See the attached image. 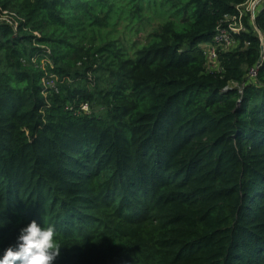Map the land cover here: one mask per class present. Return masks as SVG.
I'll list each match as a JSON object with an SVG mask.
<instances>
[{
	"label": "trees",
	"instance_id": "1",
	"mask_svg": "<svg viewBox=\"0 0 264 264\" xmlns=\"http://www.w3.org/2000/svg\"><path fill=\"white\" fill-rule=\"evenodd\" d=\"M144 1L169 15L129 55L85 33L116 0H0L21 18L0 20V253L35 219L56 264H264V53L246 77L261 42L242 32L223 76L199 47L246 0L121 8L141 19ZM255 22L264 35V9Z\"/></svg>",
	"mask_w": 264,
	"mask_h": 264
},
{
	"label": "built area",
	"instance_id": "2",
	"mask_svg": "<svg viewBox=\"0 0 264 264\" xmlns=\"http://www.w3.org/2000/svg\"><path fill=\"white\" fill-rule=\"evenodd\" d=\"M235 11L230 14H226L218 22L215 31L210 40L201 42L199 47L205 57V72L218 74L223 76L225 72V67L223 65L220 53L233 50L237 48L240 44L238 36L242 32H247L251 27L254 33L257 35L261 42V61L257 62L250 67L246 75L247 79L250 81L255 79L257 76V71L263 60L264 53V35L256 25V16L258 13L264 9V0H246L243 3L236 4L234 6ZM0 20L11 25L15 30L18 27V21L21 18L12 11H1ZM33 62H36V57L32 58ZM47 61L42 60V63ZM49 62V61H48ZM48 74V78L45 76ZM45 76L42 78L45 87H51L56 89V80L58 79L55 73L46 71ZM90 81L93 82V77L89 76ZM93 86L94 83H91ZM239 92H242L240 87ZM69 111H74L76 114L85 113L90 114V106L88 102L77 103L74 100L70 105L67 106Z\"/></svg>",
	"mask_w": 264,
	"mask_h": 264
},
{
	"label": "rangeland",
	"instance_id": "3",
	"mask_svg": "<svg viewBox=\"0 0 264 264\" xmlns=\"http://www.w3.org/2000/svg\"><path fill=\"white\" fill-rule=\"evenodd\" d=\"M124 1L116 0L108 27L92 30L93 28L87 26L85 33L87 38L93 35L96 42L116 41L117 44L122 45L127 50L129 55H133L138 47L149 41L154 30L169 14L158 7H154L155 3L144 1L141 3L139 14L140 17L142 16L141 19L132 18L127 9L121 8ZM104 110V107L99 108L100 113Z\"/></svg>",
	"mask_w": 264,
	"mask_h": 264
},
{
	"label": "clouds",
	"instance_id": "4",
	"mask_svg": "<svg viewBox=\"0 0 264 264\" xmlns=\"http://www.w3.org/2000/svg\"><path fill=\"white\" fill-rule=\"evenodd\" d=\"M6 221L0 220V228ZM54 225L33 219L18 228L15 240L0 253V264H56L62 244Z\"/></svg>",
	"mask_w": 264,
	"mask_h": 264
},
{
	"label": "water",
	"instance_id": "5",
	"mask_svg": "<svg viewBox=\"0 0 264 264\" xmlns=\"http://www.w3.org/2000/svg\"><path fill=\"white\" fill-rule=\"evenodd\" d=\"M258 61L260 62L261 61V58H259Z\"/></svg>",
	"mask_w": 264,
	"mask_h": 264
}]
</instances>
